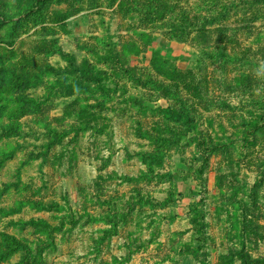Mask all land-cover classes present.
<instances>
[{"label":"rangeland","instance_id":"374dc122","mask_svg":"<svg viewBox=\"0 0 264 264\" xmlns=\"http://www.w3.org/2000/svg\"><path fill=\"white\" fill-rule=\"evenodd\" d=\"M72 64L102 85L49 95ZM242 259L264 262V0H0V264Z\"/></svg>","mask_w":264,"mask_h":264},{"label":"trees","instance_id":"16d2710c","mask_svg":"<svg viewBox=\"0 0 264 264\" xmlns=\"http://www.w3.org/2000/svg\"><path fill=\"white\" fill-rule=\"evenodd\" d=\"M73 70L70 72V70H67L65 72H60L55 69L50 70V74L56 75L58 79L56 82L50 86L47 85L49 91V95L54 96V93L60 88L64 93H75V92H81V93H94V88L91 86L92 84H96L98 87L102 85L103 80L99 73H96L91 69L89 64H85L82 67H77L74 64H72ZM155 69L158 71H162L163 67L159 65L158 63L154 64ZM70 75H76L75 78H71V76L68 77H62L63 74ZM167 74H164V76ZM33 82H24L22 84H19V81L14 82L13 85L17 87V89H20L22 87H29ZM20 102H24V100H20ZM42 103H38L37 106L40 107ZM165 118L168 120H175L180 121L183 119V116L179 111H175L173 109L167 108L164 110ZM14 132V130L7 131L6 133ZM7 240H10L12 243L17 244V247H20L22 251H25V248L22 246H19L17 241L15 239H12L8 236H5ZM243 261V264H249V261ZM258 264H264V262H258Z\"/></svg>","mask_w":264,"mask_h":264}]
</instances>
